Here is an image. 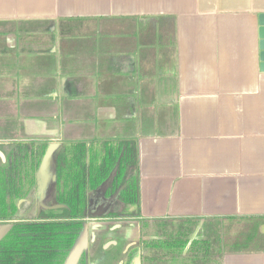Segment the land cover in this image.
Returning <instances> with one entry per match:
<instances>
[{
  "label": "crops",
  "instance_id": "0c3cea01",
  "mask_svg": "<svg viewBox=\"0 0 264 264\" xmlns=\"http://www.w3.org/2000/svg\"><path fill=\"white\" fill-rule=\"evenodd\" d=\"M263 28L264 0H0V167L18 143L45 145L19 209L57 203L59 158L77 145L134 141L142 216L263 219ZM113 173L98 187L107 198ZM259 241L211 264H264ZM193 248L203 264L209 246Z\"/></svg>",
  "mask_w": 264,
  "mask_h": 264
},
{
  "label": "trees",
  "instance_id": "16d2710c",
  "mask_svg": "<svg viewBox=\"0 0 264 264\" xmlns=\"http://www.w3.org/2000/svg\"><path fill=\"white\" fill-rule=\"evenodd\" d=\"M108 145L110 148L104 153L90 155L86 145H77L74 151H68L60 157L57 205L43 209L40 217L28 219L17 218L18 200L27 197L38 184L37 173L45 155V145L18 143L14 146L7 156V163L0 167V222H12L10 229L0 238V264H65L85 225L89 191L98 188L114 171L107 194L112 195L120 190V199L134 206L117 215L141 218L143 229L148 228L150 221L161 222L159 219L142 216L140 180L137 172L129 173V169L138 163L135 142L118 141ZM258 224L259 221H256L254 228H251L253 230L247 232L243 240L226 241V244H230V250L252 248L250 243L256 235ZM187 227L190 226L175 227V238L173 241L168 239L165 244L180 248L188 244L191 230ZM209 241L194 239L192 244H206ZM160 242L148 236L142 239L140 246L143 261L155 262L159 256L155 251L161 247ZM77 264H88L86 253L82 254Z\"/></svg>",
  "mask_w": 264,
  "mask_h": 264
},
{
  "label": "rangeland",
  "instance_id": "374dc122",
  "mask_svg": "<svg viewBox=\"0 0 264 264\" xmlns=\"http://www.w3.org/2000/svg\"><path fill=\"white\" fill-rule=\"evenodd\" d=\"M34 191V190H33ZM32 191V192H33ZM104 187H100L96 190H94L90 195V201H89V211L94 205L99 211H95L94 214L89 215V211L87 216L85 217V224L86 228L82 233L86 232V244L84 247V253L87 254L88 257V263L89 264H105L103 262L107 258V264H122L120 261V258H116L115 256L118 255L120 257L124 251V244L127 243V241H122L120 239L121 233L125 232L124 230L129 232V238L127 239L128 242L130 240H135V243L141 244L142 239L144 237H151L155 239H159L161 242V247L156 248L159 256L157 259H155V262L150 261H143V264H179L181 259L184 258L185 253L187 251L191 250L190 253H187L185 256L188 258L187 264H190V261L193 260L192 256L194 255L192 250H195L197 247L201 244H191V240L196 236H205L209 237L210 241L209 243L202 244L203 247L206 246V248L209 246L208 252H196V255H199L197 260H202L203 264H211V261H215L218 258V255L222 252H224L227 249H230V244H226L225 246H220V240L227 239L228 242L232 241H238V239L243 240L245 234L247 232H250L251 228H254V224H256V221H259V223L264 222L263 219H258L255 221V219L249 220V219H238V218H231V219H224L219 221H204L201 222V224H198L193 221H185V220H177V221H150V224L147 229H143L141 227L142 220H138L140 218H123L121 216H118V209H131V206L126 204L125 202L121 201L119 198H116V196H110L107 198V196H103ZM45 200H40L39 198H33V201L30 204L24 203L22 205V208L18 210L17 218L19 219H28L33 217L37 210L42 208L43 206H52L54 205V200L48 198H45ZM99 200V201H98ZM100 202V203H99ZM103 211H111L108 213L107 217L103 215ZM113 211V212H112ZM121 223L127 224L126 229L124 227V230L122 231L117 226ZM165 223H169L168 225H165ZM8 222H0V238L5 234L8 228ZM129 224V227H128ZM140 224V225H139ZM259 224V225H260ZM139 225V226H138ZM179 225H186L190 226L187 227L191 230V233L187 239H190V244L186 243V245L180 247L177 246H167L165 242L169 239V241H173V239L176 236L175 227ZM177 230V229H176ZM81 233V234H82ZM120 240V244L117 243V238ZM216 239L215 243L216 245L221 248L220 252L214 255V248L211 243V239ZM213 239V240H214ZM264 236L256 232V235L251 240L250 245L252 248L254 246L258 245L257 241L260 243H264ZM256 244V245H253ZM139 246V245H138ZM261 247H263L260 244ZM233 248V247H231ZM75 250H73L74 252ZM186 251V252H184ZM231 251H234V249H231ZM111 258V256H113ZM165 255V256H163ZM109 257V258H108ZM112 259V260H111ZM103 262V263H100Z\"/></svg>",
  "mask_w": 264,
  "mask_h": 264
},
{
  "label": "water",
  "instance_id": "95a60500",
  "mask_svg": "<svg viewBox=\"0 0 264 264\" xmlns=\"http://www.w3.org/2000/svg\"><path fill=\"white\" fill-rule=\"evenodd\" d=\"M260 57H261V62H262L261 68L264 71V28L262 29V41H261V55H260ZM23 200L24 199H21L19 201V205H20V202ZM11 225L12 224H8L7 231L9 230ZM85 228H86V224L84 225L82 232L85 230ZM6 232H5V234H6ZM86 237H87L86 232L79 235V237H78V239H77V241H76V243H75V245H74V247H73V249H72V251H71V253H70L65 264H77L78 263L79 259L81 258L82 254L84 253L83 250H84V247L86 244ZM73 250H75V251L73 252ZM135 264H142L140 254L136 257Z\"/></svg>",
  "mask_w": 264,
  "mask_h": 264
},
{
  "label": "flooded vegetation",
  "instance_id": "af4514ba",
  "mask_svg": "<svg viewBox=\"0 0 264 264\" xmlns=\"http://www.w3.org/2000/svg\"><path fill=\"white\" fill-rule=\"evenodd\" d=\"M57 205V203H55L54 205H52V206H43L42 208H40L39 210H37V212H36V214L33 216V217H31V218H34V217H40V212L43 210V209H47V208H50V207H54V206H56ZM19 206V205H18ZM6 222H8L9 224H12V222L11 221H6ZM10 229V228H9ZM124 238H125V236H124ZM159 240V239H158ZM132 245L131 246H127V247H125L124 248V251H123V253H122V255L120 256V257H118V255L117 256H115V259L116 258H120V261L122 262V264H134V259L140 254V256H141V262H142V259H143V256H142V249H141V246H140V243L139 244H137V242L135 243V240L134 241H131L130 242ZM139 245V246H138ZM134 249V250H133ZM85 254V253H84ZM86 257H87V254H86ZM114 257V255L113 256H111V258H113ZM109 258V257H108ZM87 260H88V257H87ZM107 258L103 261V262H105V264H107ZM112 260V259H111ZM103 262H100V263H103ZM89 264V263H88ZM143 264V263H142Z\"/></svg>",
  "mask_w": 264,
  "mask_h": 264
}]
</instances>
